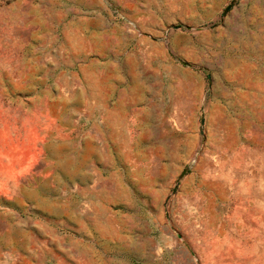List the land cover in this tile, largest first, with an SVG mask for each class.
<instances>
[{
  "label": "rangeland",
  "instance_id": "obj_1",
  "mask_svg": "<svg viewBox=\"0 0 264 264\" xmlns=\"http://www.w3.org/2000/svg\"><path fill=\"white\" fill-rule=\"evenodd\" d=\"M0 264H264V0H0Z\"/></svg>",
  "mask_w": 264,
  "mask_h": 264
},
{
  "label": "water",
  "instance_id": "obj_2",
  "mask_svg": "<svg viewBox=\"0 0 264 264\" xmlns=\"http://www.w3.org/2000/svg\"><path fill=\"white\" fill-rule=\"evenodd\" d=\"M232 6H233V5H231V6L228 7V9H227L226 12H225V15H226V13L231 9Z\"/></svg>",
  "mask_w": 264,
  "mask_h": 264
},
{
  "label": "crops",
  "instance_id": "obj_3",
  "mask_svg": "<svg viewBox=\"0 0 264 264\" xmlns=\"http://www.w3.org/2000/svg\"><path fill=\"white\" fill-rule=\"evenodd\" d=\"M232 4H234V2H233ZM232 4H231V5H232ZM231 5H230V6H231ZM227 9H228V8H227ZM225 12H226V11H225ZM224 16H225V13H224Z\"/></svg>",
  "mask_w": 264,
  "mask_h": 264
}]
</instances>
